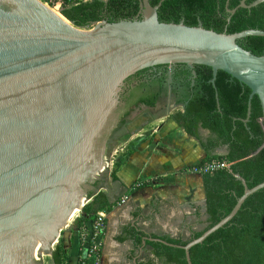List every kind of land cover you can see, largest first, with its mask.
<instances>
[{
	"label": "water",
	"instance_id": "1",
	"mask_svg": "<svg viewBox=\"0 0 264 264\" xmlns=\"http://www.w3.org/2000/svg\"><path fill=\"white\" fill-rule=\"evenodd\" d=\"M151 0H140L134 20L101 21L93 28L72 26L41 0H0V264H46L63 226L97 180L104 185L115 143L127 115L119 110L126 81L146 69L184 64L197 77V65L213 69L216 87L224 71L259 97L264 124V55L239 43L264 30L217 32L164 22ZM243 0L235 9L264 3ZM231 22V17L228 19ZM220 105L219 95L217 94ZM229 215L186 245L162 238L147 241L191 249L225 227L246 200L264 189L249 188ZM105 187V186H104ZM207 213V201L204 204Z\"/></svg>",
	"mask_w": 264,
	"mask_h": 264
},
{
	"label": "trees",
	"instance_id": "2",
	"mask_svg": "<svg viewBox=\"0 0 264 264\" xmlns=\"http://www.w3.org/2000/svg\"><path fill=\"white\" fill-rule=\"evenodd\" d=\"M161 1L151 0V4L157 6ZM242 1L165 0L158 14L164 22L184 21L189 26H198L202 22L206 29L220 33L227 31L232 34L247 29L264 30V3L252 9L239 8L234 15L228 11L237 8ZM253 1L255 0H248L247 4ZM61 10L77 27L89 28L104 20L117 22L136 19L140 11V0H91L78 5H65ZM108 17H113L114 20H108ZM239 43L258 56L264 55V37L249 36ZM195 69L198 77L192 98L184 110L176 111L171 116L192 136H198L200 126L216 135L204 145L209 156L202 163L221 160L231 163V167L203 174L208 226L196 233L193 239L199 238L234 209L245 192V186L238 176L247 181L249 188L264 182V124L261 122L263 108L259 97L255 96L253 99L252 116L246 125L244 120L248 115L251 89L224 71H219L215 87L211 82V67L197 65ZM185 73L191 75L189 70ZM160 96L159 92L141 96L136 105L143 104L154 108ZM122 123H126V120ZM224 145L229 146L228 154H212L213 150ZM101 184L97 180L94 186L100 188ZM89 196L91 201L82 210L86 225L99 212H110L113 207L105 192L91 191ZM166 240L177 245L190 242L169 238ZM153 245L158 254L168 262L188 264L183 249L162 243ZM61 252L59 245L53 256L58 264L63 263L64 254L61 255ZM191 258L193 264H264V189L250 196L235 218L225 227L202 244L194 246L191 249Z\"/></svg>",
	"mask_w": 264,
	"mask_h": 264
},
{
	"label": "crops",
	"instance_id": "3",
	"mask_svg": "<svg viewBox=\"0 0 264 264\" xmlns=\"http://www.w3.org/2000/svg\"><path fill=\"white\" fill-rule=\"evenodd\" d=\"M171 115L166 111L154 117L152 129L140 130L136 135L140 139L132 137L136 141L131 151H116L110 160L98 191L105 192L113 205L106 212L103 264H174L158 254L153 245L157 242L144 244V239L187 242L200 232L198 216L207 215L206 194L203 176L194 167L209 156L204 145L216 135L200 126L198 136H192ZM228 152L229 146L224 145L212 154ZM73 226L58 241L64 254L61 264H84L86 226L83 231ZM46 264L58 263L51 257Z\"/></svg>",
	"mask_w": 264,
	"mask_h": 264
},
{
	"label": "flooded vegetation",
	"instance_id": "4",
	"mask_svg": "<svg viewBox=\"0 0 264 264\" xmlns=\"http://www.w3.org/2000/svg\"><path fill=\"white\" fill-rule=\"evenodd\" d=\"M138 16L139 13L136 18ZM109 19L114 20L113 17H108ZM186 70L191 71V75L186 74ZM197 77H194L192 70L184 64L163 65L138 72L126 81L120 95L119 110L125 116V114H131L133 109L139 106L145 109L159 110L162 106L167 105V103L169 105L173 104L176 108H181L180 110H184L193 96ZM154 92L161 94L154 108L143 104L136 105L141 96ZM202 217H205L207 220L208 214H203Z\"/></svg>",
	"mask_w": 264,
	"mask_h": 264
},
{
	"label": "rangeland",
	"instance_id": "5",
	"mask_svg": "<svg viewBox=\"0 0 264 264\" xmlns=\"http://www.w3.org/2000/svg\"><path fill=\"white\" fill-rule=\"evenodd\" d=\"M42 2H44L45 4H48L47 6L51 7V8H56L53 5L47 3L45 0H41ZM59 12L61 10V8H58ZM89 28H93V27H89ZM86 28V29H89ZM163 107V108H162ZM159 110L153 109L147 111V109H145L144 107H137L135 109H133V112L129 115H127V120L126 123L115 143L114 149H113V153L111 156V160H113L117 154L116 151H125L126 153H128L129 151H131L132 149V145H134V141H136V139L133 141L132 137H138L137 139H140L139 136H136L140 130H144V129H152L153 125V118L162 114L163 112H170V114H173L175 111L180 110L181 108H176L173 106V104L167 103V105L162 106ZM108 173V172H107ZM107 176V174H106ZM203 176V175H202ZM85 215L82 212H79V214L74 218V220L69 224V227L66 228L63 233L67 230V229H71V227L73 228V225H78V227L80 228L81 231H83L82 227L86 226V221H84ZM89 221V220H88ZM208 226V222L205 219V217L202 216H198V230L202 231L204 230L206 227ZM59 246V243H57L54 246V249H57V247ZM51 259V256H46V263L49 262Z\"/></svg>",
	"mask_w": 264,
	"mask_h": 264
},
{
	"label": "built area",
	"instance_id": "6",
	"mask_svg": "<svg viewBox=\"0 0 264 264\" xmlns=\"http://www.w3.org/2000/svg\"><path fill=\"white\" fill-rule=\"evenodd\" d=\"M47 3L54 7L63 8L65 5H78L81 2H87L91 0H45ZM48 5V4H46ZM231 163L227 161L214 160L206 163H200L194 167V171L198 174L212 173L220 170L229 169ZM106 218L105 211L99 212L93 220L86 225L83 231V240L85 243L86 257L84 264H103L102 262V246L103 236L106 230Z\"/></svg>",
	"mask_w": 264,
	"mask_h": 264
},
{
	"label": "bare ground",
	"instance_id": "7",
	"mask_svg": "<svg viewBox=\"0 0 264 264\" xmlns=\"http://www.w3.org/2000/svg\"><path fill=\"white\" fill-rule=\"evenodd\" d=\"M52 9L56 14L62 17L67 22L68 25L72 26V24L67 19H65L63 15L59 12V9L57 6L56 8H52ZM84 204H85V200L76 208V210L72 213V215L69 217V219L67 220V222H65L63 226L67 225V223L70 224L74 220V218L79 214V212H82L81 208L83 207Z\"/></svg>",
	"mask_w": 264,
	"mask_h": 264
}]
</instances>
